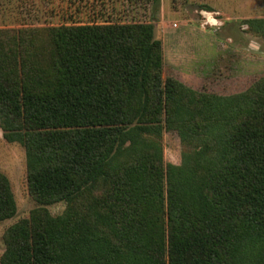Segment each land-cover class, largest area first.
Returning a JSON list of instances; mask_svg holds the SVG:
<instances>
[{
	"label": "trees",
	"instance_id": "obj_1",
	"mask_svg": "<svg viewBox=\"0 0 264 264\" xmlns=\"http://www.w3.org/2000/svg\"><path fill=\"white\" fill-rule=\"evenodd\" d=\"M264 36V18L250 21ZM155 22L0 28V127L38 210L3 264H264V75L222 96L165 76ZM178 132L179 165L163 137ZM17 211L0 170V222Z\"/></svg>",
	"mask_w": 264,
	"mask_h": 264
},
{
	"label": "rangeland",
	"instance_id": "obj_2",
	"mask_svg": "<svg viewBox=\"0 0 264 264\" xmlns=\"http://www.w3.org/2000/svg\"><path fill=\"white\" fill-rule=\"evenodd\" d=\"M203 12H213L222 24H205ZM264 18V0H0V28L50 26L63 23L155 22L163 41L165 76L194 90L228 96L247 91L264 75V36L250 21ZM166 162L182 161L180 136L166 130ZM0 170L9 178L16 214L0 222V264L6 237L16 224L44 210L59 217L67 202L42 205L28 186L26 149L10 141L0 127Z\"/></svg>",
	"mask_w": 264,
	"mask_h": 264
},
{
	"label": "built area",
	"instance_id": "obj_3",
	"mask_svg": "<svg viewBox=\"0 0 264 264\" xmlns=\"http://www.w3.org/2000/svg\"><path fill=\"white\" fill-rule=\"evenodd\" d=\"M203 15L205 17L204 25L219 26L223 23L213 12H203Z\"/></svg>",
	"mask_w": 264,
	"mask_h": 264
}]
</instances>
